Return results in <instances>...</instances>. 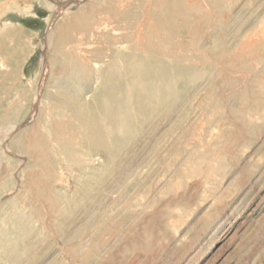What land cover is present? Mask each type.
<instances>
[{"label":"rangeland","instance_id":"obj_1","mask_svg":"<svg viewBox=\"0 0 264 264\" xmlns=\"http://www.w3.org/2000/svg\"><path fill=\"white\" fill-rule=\"evenodd\" d=\"M176 1L0 0V248H27L20 263L1 248L0 264H264V0ZM150 37L204 74L111 162L77 136L69 161L53 129L76 121L57 99L70 61L91 68L77 89L92 105L112 47Z\"/></svg>","mask_w":264,"mask_h":264},{"label":"bare ground","instance_id":"obj_2","mask_svg":"<svg viewBox=\"0 0 264 264\" xmlns=\"http://www.w3.org/2000/svg\"><path fill=\"white\" fill-rule=\"evenodd\" d=\"M157 1V0H156ZM170 1V0H169ZM174 1V0H173ZM180 1V0H179ZM172 2V1H171ZM177 3V1L175 0ZM185 2V1H184ZM196 2V1H195ZM157 4V3H156ZM165 4V3H164ZM183 4V3H182ZM161 5V4H160ZM169 5V4H168ZM167 5V6H168ZM148 6V5H147ZM158 6V4L156 5ZM163 6V4H162ZM165 6V5H164ZM155 7V5H154ZM176 7V6H175ZM179 7V6H178ZM158 8V7H156ZM160 8V7H159ZM167 9V8H166ZM188 9V8H187ZM158 10V9H157ZM161 10H163L161 8ZM182 10V9H181ZM127 11V10H126ZM156 11V10H155ZM164 11H166L164 9ZM163 11V12H164ZM129 12V11H128ZM149 12V11H148ZM162 12V13H163ZM90 13V12H89ZM126 13V12H124ZM130 13V12H129ZM160 13V12H158ZM166 13V12H165ZM143 14V13H142ZM146 14V13H145ZM148 14V13H147ZM152 14V13H151ZM77 15V14H76ZM159 15V14H158ZM157 15V16H158ZM90 16H93L92 14ZM143 16V15H142ZM153 16V15H152ZM151 16V17H152ZM156 16V17H157ZM165 16V15H164ZM169 16V15H168ZM174 16V15H173ZM146 16H144L145 18ZM154 17V16H153ZM152 17V18H153ZM74 18V17H73ZM93 18V17H92ZM125 18V17H123ZM143 18V19H144ZM152 18L149 20L151 21ZM89 19V18H88ZM140 19V18H139ZM155 19V18H154ZM147 20V19H146ZM164 20V19H163ZM144 20H142L143 23ZM148 21V22H149ZM154 21V20H153ZM156 21V20H155ZM154 21V22H155ZM159 21V20H158ZM156 21V22H158ZM165 21V20H164ZM167 21V20H166ZM92 23V22H90ZM141 23V22H140ZM174 23V22H173ZM73 24V23H72ZM80 24V23H79ZM86 24V23H85ZM89 24V23H87ZM86 24V25H87ZM154 24V23H153ZM161 27L163 23L161 22ZM175 24V23H174ZM185 24V23H184ZM141 25V24H140ZM149 25V24H147ZM168 25V24H164ZM84 26V25H83ZM92 26V25H91ZM90 26V27H91ZM152 26V23L151 25ZM90 27H85L90 29ZM98 27V25H97ZM141 27V26H139ZM155 27V26H154ZM100 28V27H99ZM138 28V27H137ZM172 28V27H171ZM84 29V28H83ZM152 29V28H151ZM157 29V28H156ZM83 30V32H86ZM102 29H100L101 31ZM104 30V29H103ZM142 30V29H140ZM168 30V28H167ZM77 31V29H76ZM94 31V30H93ZM98 31V30H97ZM134 31V30H133ZM165 29L163 30V32ZM175 31V30H174ZM91 32V31H90ZM103 32V31H102ZM138 32V31H137ZM142 32V31H140ZM178 32V31H176ZM139 33V32H138ZM147 33V32H146ZM166 33V32H165ZM175 34V32H173ZM172 33V34H173ZM115 34V33H114ZM113 34V35H114ZM128 34V33H127ZM143 34V33H142ZM141 34V35H142ZM151 34V33H150ZM149 34V35H150ZM94 35V33H93ZM92 35V36H93ZM98 35V34H97ZM101 35V34H100ZM122 35V34H121ZM119 35V36H121ZM144 35V34H143ZM148 35V34H147ZM179 35V34H178ZM166 36V34H165ZM90 37V36H89ZM115 37V36H114ZM130 37V36H129ZM133 37V35H132ZM136 37V36H135ZM160 37V36H158ZM174 37V35H172ZM138 38V37H137ZM156 38V37H155ZM161 38V37H160ZM69 38H67L68 40ZM88 39V38H87ZM119 38L114 40L118 43ZM121 39V38H120ZM125 39V38H124ZM128 39V37L126 38ZM143 39V37L141 38ZM158 39V38H157ZM167 40V38H163ZM159 40V39H158ZM169 40V39H168ZM172 40V39H170ZM223 40V39H222ZM69 41V40H68ZM80 41V40H79ZM105 41V40H104ZM108 41V40H106ZM110 41V40H109ZM123 41V40H122ZM129 41V40H128ZM174 41V40H172ZM111 42V41H110ZM139 41H137L138 43ZM166 42V41H165ZM140 43V42H139ZM109 44V43H108ZM129 44V43H128ZM158 41L152 37L148 38L147 46L145 49L139 50L137 47H131L128 50H123L118 47H112V55L107 61L106 67L99 72L98 78L100 82V91L96 94L95 99L91 104H85L79 102L78 89L79 83H81L82 78L87 77L88 66L83 62L70 61L69 72L73 76L72 79L64 81L60 85L58 92V106L59 108H69L73 109L76 115V121L68 122L67 124L60 123L54 128L56 133L57 142L63 152L67 157L70 158L69 161L73 163H81V153L77 148L76 144L73 143L74 139L79 137L81 141L88 146V148H93L95 150H102L107 155L111 162L116 157V153L125 145L127 141L138 133L139 126L142 125V121L148 118L153 113L164 114V110H171L172 99L174 100L179 94V84L182 82L193 81L198 79L204 74V71L194 67L185 65L182 62H174L171 56H166L163 54V50L158 49ZM166 44V43H165ZM169 44V43H168ZM59 45V44H58ZM66 45V44H64ZM70 45V44H69ZM171 47V44H169ZM177 45V44H176ZM144 46V45H142ZM168 46V45H167ZM186 46V45H185ZM66 47V46H65ZM179 47V46H178ZM183 47V46H182ZM71 48V47H70ZM156 48V49H155ZM166 48V47H165ZM174 48V47H173ZM171 47V49H173ZM167 49V48H166ZM186 49V48H185ZM184 49V52H185ZM216 49V48H215ZM110 50V49H109ZM169 50V48H168ZM167 50V51H168ZM189 50V49H188ZM192 50V49H191ZM189 50V51H191ZM218 50V49H217ZM66 51V50H65ZM78 51V48H77ZM76 51V52H77ZM84 51V50H83ZM187 51V50H186ZM67 52V51H66ZM110 52V51H109ZM178 52V51H177ZM182 52V49H181ZM183 52V53H184ZM194 52V51H192ZM62 53V52H60ZM72 53V52H71ZM182 53V54H183ZM186 53V52H185ZM184 53V54H185ZM197 53V52H196ZM65 54V53H64ZM107 54V53H106ZM167 54V55H168ZM180 54V53H179ZM67 55V54H66ZM101 55V54H100ZM192 55V54H191ZM201 55V54H200ZM198 55V56H200ZM173 57V56H172ZM187 57V56H186ZM192 57V56H190ZM83 58V57H82ZM188 58V57H187ZM105 59V58H104ZM107 59V58H106ZM205 59V58H204ZM58 60V59H57ZM86 60V59H85ZM188 60V59H187ZM101 61V60H99ZM104 61V60H103ZM191 61V59H190ZM200 61V60H199ZM202 61V60H201ZM66 62V61H65ZM207 62V61H206ZM89 63V62H88ZM94 63V62H93ZM97 63V62H96ZM190 63V62H189ZM188 63V64H189ZM195 63V62H194ZM90 64V63H89ZM98 64V63H97ZM187 64V63H186ZM94 65V64H93ZM96 66V65H95ZM98 66V65H97ZM203 66V65H202ZM205 67V66H204ZM93 68V67H92ZM98 70V68H96ZM205 70V69H204ZM209 70V69H208ZM206 71V70H205ZM208 75V74H207ZM67 76V75H66ZM92 81V80H91ZM196 81V80H195ZM59 82V81H58ZM198 82V81H197ZM195 82H193L194 84ZM59 84V83H58ZM81 85V84H80ZM188 85V84H187ZM186 85V86H187ZM41 89V88H40ZM48 101V100H46ZM45 102V101H44ZM46 103V102H45ZM51 105V104H50ZM52 106V105H51ZM56 108V107H55ZM47 109V108H46ZM45 110V109H44ZM43 110V111H44ZM65 110V109H64ZM169 110V111H170ZM52 111V110H51ZM71 111V110H70ZM42 112V111H41ZM48 112V111H47ZM6 113V112H5ZM65 113V112H64ZM166 113V112H165ZM7 114V113H6ZM15 114V113H14ZM47 114V113H46ZM53 114V113H52ZM63 114V113H62ZM70 114V112H69ZM156 115V114H155ZM69 116V115H68ZM46 117V115H45ZM49 117V116H48ZM155 117V116H154ZM157 117V116H156ZM155 117V118H156ZM51 118V117H50ZM56 118V117H55ZM60 118V117H59ZM159 118V117H158ZM31 119V118H30ZM57 119V118H56ZM54 120V119H53ZM66 120V119H65ZM156 120V119H155ZM153 121V120H152ZM159 121V120H158ZM157 122V121H156ZM144 123V122H143ZM4 124V123H3ZM51 124V123H50ZM40 126V125H39ZM46 126V124H45ZM37 127V126H36ZM70 128L71 136L66 137L65 129ZM144 127V126H143ZM142 127V128H143ZM35 129V128H34ZM43 129V128H42ZM48 129V128H47ZM50 129V128H49ZM48 129V131H49ZM10 130V129H9ZM36 130V129H35ZM143 130V129H141ZM38 131V130H37ZM33 133V132H32ZM37 133V132H36ZM42 133V132H40ZM39 133V135H40ZM45 133V132H44ZM51 133V131H50ZM140 133V131H139ZM47 135V134H46ZM34 136V135H33ZM30 137V136H29ZM35 137V136H34ZM137 138V137H136ZM47 139V138H46ZM50 139V138H49ZM47 139V140H49ZM55 139V137H54ZM52 141V140H51ZM76 141V140H75ZM44 142V141H43ZM32 144V143H31ZM132 144V143H131ZM78 145H80L78 143ZM81 146V145H80ZM31 147V146H30ZM52 147V146H51ZM58 147V146H57ZM82 147V146H81ZM59 148V149H60ZM55 149V148H54ZM129 149V147L127 148ZM47 149L45 148V151ZM27 151V150H26ZM32 151V150H31ZM34 151V150H33ZM44 151V153H45ZM56 152V151H55ZM58 154V151H57ZM47 154L46 157H48ZM59 155V154H58ZM118 156V154H117ZM41 157V156H40ZM61 157V156H59ZM99 157V156H97ZM43 158V157H41ZM56 158V157H54ZM95 158V156H94ZM118 158V157H117ZM116 158V159H117ZM121 158V157H120ZM46 159V158H45ZM58 159V158H57ZM83 159V158H82ZM36 160V159H35ZM102 160V159H101ZM46 161V160H45ZM89 161V160H88ZM117 161V160H116ZM22 162V161H21ZM58 162V161H57ZM87 162V160L85 161ZM114 163V162H113ZM112 163V164H113ZM41 164V163H40ZM112 164H108L111 166ZM72 165V164H71ZM69 166V165H68ZM75 166V165H74ZM78 166V165H77ZM94 166V165H93ZM92 166V167H93ZM83 167V166H82ZM113 167V166H112ZM84 166V170H85ZM88 168V167H87ZM86 168V169H87ZM90 168V167H89ZM88 168V169H89ZM94 169V168H93ZM97 169V168H96ZM90 170V169H89ZM108 170V168H107ZM103 171V170H102ZM80 172V171H79ZM96 172V170H95ZM110 172V170L108 171ZM51 173V172H50ZM61 173V172H60ZM97 173V172H96ZM96 173H93L92 176ZM40 174V173H39ZM82 174V173H81ZM104 174V173H103ZM94 175V176H95ZM101 175V174H99ZM53 176V175H52ZM95 176V177H96ZM103 176V175H101ZM54 177V176H53ZM100 178H96V182L100 183ZM107 179V178H106ZM93 180V178H92ZM95 180V179H94ZM103 180V177H102ZM105 180V179H104ZM31 181V180H30ZM91 181V179H90ZM93 182V181H92ZM91 182V183H92ZM104 182V181H103ZM28 183V182H27ZM42 183V182H41ZM64 183V181H63ZM86 183V182H85ZM89 183V182H88ZM107 183V182H106ZM34 184V183H33ZM38 184V183H37ZM40 184V183H39ZM95 184V183H94ZM38 186V185H37ZM36 186V187H37ZM89 186V185H87ZM84 185V187H87ZM43 187V186H42ZM40 187V188H42ZM97 187V186H96ZM38 188V187H37ZM39 188V189H40ZM85 189V188H84ZM43 190V188H42ZM59 190V189H58ZM95 190V189H94ZM19 191V190H18ZM41 191V189H40ZM44 191V190H43ZM49 191V190H48ZM54 191V190H53ZM60 191V190H59ZM44 193V192H43ZM55 194V193H54ZM90 194V192H89ZM4 195V194H3ZM41 195V194H40ZM48 194H46L47 196ZM51 195V194H50ZM83 195V194H82ZM95 195V193H94ZM49 196V195H48ZM58 196V194H56ZM18 198V197H17ZM44 198V197H43ZM52 198V197H51ZM59 198V196H58ZM61 198V196H60ZM65 199V198H64ZM95 199V198H94ZM55 200V199H53ZM58 201V199H57ZM62 201V200H61ZM14 202V201H13ZM16 202V201H15ZM52 202V201H51ZM75 203V202H74ZM73 203V204H74ZM78 203V202H77ZM15 204V203H14ZM97 204V203H96ZM19 205V204H18ZM142 206V205H141ZM34 207V206H33ZM54 207V206H53ZM74 207V205H73ZM79 207V206H78ZM20 208V207H19ZM59 208V207H58ZM67 208V207H66ZM13 209V208H12ZM63 209V208H62ZM68 208L67 211L69 210ZM73 210V208H72ZM71 210V211H72ZM17 211V210H16ZM58 211V210H57ZM74 211V210H73ZM15 212V211H14ZM24 214L23 211L19 214ZM66 213V212H65ZM11 214V213H10ZM62 214L63 211H62ZM71 214V213H68ZM17 215V214H15ZM72 215V214H71ZM14 217V215H11ZM24 216V215H23ZM19 217L14 220L15 228L18 232L17 235L22 238L24 235L29 233L28 223L29 217L24 220V218ZM69 216V215H68ZM65 218V216H64ZM68 218V217H66ZM69 219V218H68ZM13 220V218H12ZM66 220V219H65ZM3 221V220H2ZM32 221V220H31ZM30 223V222H29ZM12 222V226H13ZM32 224V223H31ZM6 225V224H5ZM30 225V224H29ZM33 226V224H32ZM31 226V227H32ZM10 228V227H9ZM35 228V226H34ZM7 229V228H6ZM31 229V228H30ZM15 231V232H16ZM31 232V230H30ZM33 232V231H32ZM2 234V233H1ZM31 234V233H29ZM8 235V234H7ZM13 236V235H12ZM7 239V238H6ZM19 239V238H18ZM23 239V238H22ZM10 241V239H8ZM27 240V239H26ZM23 241V240H22ZM12 242V241H11ZM8 242L7 240L2 242L1 248L4 250L10 259L14 263L19 262L26 249L19 248L18 244ZM26 242V241H25ZM28 242V241H27ZM25 244V243H24ZM23 244V245H24ZM30 245V244H28ZM26 246V245H25ZM93 247V246H92ZM0 248V249H1ZM29 252V250H28ZM28 254V253H26ZM1 255V254H0ZM33 255V254H32ZM99 256V255H98ZM25 258V257H24ZM23 258V259H24ZM31 259V258H30ZM29 259V260H30ZM34 260V259H33ZM32 260V262H34ZM97 260V259H96ZM25 261V259L23 260ZM27 262V261H25ZM33 264V263H32Z\"/></svg>","mask_w":264,"mask_h":264}]
</instances>
